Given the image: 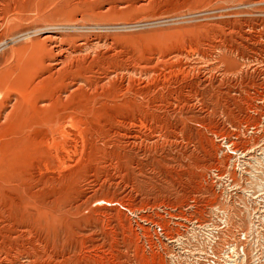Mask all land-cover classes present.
Instances as JSON below:
<instances>
[{
    "label": "rangeland",
    "instance_id": "374dc122",
    "mask_svg": "<svg viewBox=\"0 0 264 264\" xmlns=\"http://www.w3.org/2000/svg\"><path fill=\"white\" fill-rule=\"evenodd\" d=\"M177 1L139 23L98 16L118 0L1 17L0 264H213L210 234L223 264H264V0Z\"/></svg>",
    "mask_w": 264,
    "mask_h": 264
},
{
    "label": "bare ground",
    "instance_id": "6f19581e",
    "mask_svg": "<svg viewBox=\"0 0 264 264\" xmlns=\"http://www.w3.org/2000/svg\"><path fill=\"white\" fill-rule=\"evenodd\" d=\"M52 0H0V19L1 17H10V15H15L16 19L22 20L27 17V15L30 13L29 7L31 6H37L38 9H44V6L50 3ZM92 0H82L84 4L81 5L84 6L87 3L91 2ZM103 1V0H102ZM108 1V0H107ZM119 2L116 3L114 6L107 8L105 13L98 14L102 20L110 21L109 18L115 20L121 17H126V18H131L130 21H134L133 23H139L142 20L151 18V17H157V15H163L166 14L165 12H162V10L159 8L160 7V0H118ZM177 0H171V5L169 7H174V5L177 4ZM264 2V1H263ZM162 4V3H161ZM90 6V4H89ZM162 6H167L166 3H164ZM92 15L94 10L92 7H90ZM36 10V9H35ZM34 10V11H35ZM97 10V9H96ZM40 11V10H39ZM38 11V12H39ZM101 11V10H100ZM168 12V10H166ZM40 14V13H39ZM34 15V14H33ZM36 16V15H35ZM31 17V16H30ZM29 17V18H30ZM47 17V16H46ZM49 17V16H48ZM98 18V17H97ZM13 19V18H12ZM45 20V19H44ZM2 21V19H1ZM6 21V20H5ZM116 21V20H115ZM8 22V21H7ZM77 22V21H75ZM3 23V22H2ZM24 23V22H23ZM29 23V22H28ZM9 24V23H8ZM7 25V24H6ZM3 26V25H2ZM3 29V28H1ZM45 30V29H44ZM2 31V30H1ZM14 34V33H13ZM14 39V38H13ZM91 44V43H90ZM85 45L84 41L82 43L77 44L76 49L80 51L82 47ZM100 45V44H99ZM112 48V47H111ZM113 49V48H112ZM36 50V55L37 57L40 56L41 60L43 62V70L47 68H52L55 72L61 71L64 66L67 64L68 58L70 57V49L67 47L65 44V40H62L59 36L57 35H47L41 42H38V44L35 47ZM108 50V49H107ZM110 50V49H109ZM191 50V49H190ZM115 52V51H114ZM117 52V51H116ZM193 52V50H192ZM103 54V53H102ZM112 54V53H111ZM117 54V53H116ZM115 54V55H116ZM173 56V55H172ZM83 58V57H82ZM87 58V57H86ZM177 58V57H176ZM75 60V58L73 59ZM81 61V60H80ZM73 62V61H71ZM79 62V61H78ZM157 62V61H156ZM160 62V61H158ZM163 62V61H162ZM165 62V61H164ZM171 63V62H170ZM174 63V62H173ZM40 65V64H39ZM109 65V64H108ZM155 65V63H154ZM166 65V64H164ZM171 65V64H170ZM67 67V66H66ZM145 67V65H144ZM142 69V68H141ZM148 69V68H146ZM112 71V70H111ZM54 73V72H53ZM153 74V72H152ZM113 76V75H112ZM117 76V75H115ZM132 76V75H130ZM186 76V75H185ZM56 77V76H55ZM114 77V76H113ZM129 77V76H128ZM43 78V77H42ZM45 78V77H44ZM77 78V77H76ZM126 78V77H125ZM131 78V77H130ZM56 79V78H55ZM110 79V78H109ZM45 80V79H44ZM69 80V79H68ZM43 81V80H42ZM130 81V80H129ZM135 81V80H134ZM95 82V81H94ZM123 82V81H122ZM139 82V81H138ZM76 83V82H75ZM128 83V82H127ZM7 84V82H6ZM100 85V84H99ZM5 86V85H4ZM36 86V85H34ZM38 86V84H37ZM71 86V85H70ZM39 87V86H38ZM37 87V88H38ZM79 87V86H77ZM139 87V86H138ZM1 88V87H0ZM80 88V87H79ZM96 88V87H95ZM68 89V88H67ZM66 89V90H67ZM1 90V89H0ZM85 90V89H84ZM88 90V89H86ZM11 91V90H10ZM73 91V90H72ZM71 91V92H72ZM75 91V90H74ZM4 92V90H3ZM70 92V94H71ZM60 95V94H59ZM69 95V94H68ZM67 97H65L66 99ZM46 99V98H45ZM65 101V100H64ZM51 103V102H50ZM41 105V104H40ZM44 105V104H43ZM42 105V106H43ZM47 105V104H46ZM41 106V107H42ZM11 109V108H10ZM10 113V112H9ZM57 120V119H56ZM73 120V118H72ZM119 121V120H118ZM138 122V121H137ZM59 123V122H58ZM70 125V124H69ZM120 125V124H119ZM56 126V125H55ZM134 126V125H132ZM140 126V125H139ZM70 127V126H69ZM75 127V126H74ZM73 127V128H74ZM131 127V126H130ZM72 128V129H73ZM129 128V127H128ZM76 129V128H75ZM149 129V128H148ZM78 130V127H77ZM142 130V129H141ZM151 130V129H150ZM69 132V131H68ZM145 132V131H144ZM149 132V131H148ZM118 133V132H117ZM142 133V132H141ZM66 135V133H65ZM64 135V137H66ZM68 135V134H67ZM78 135V133H77ZM119 135V134H118ZM117 135V136H118ZM150 135V134H149ZM152 135V134H151ZM80 136V135H79ZM116 136V135H115ZM135 137V135L132 134H127L124 135L125 138H131ZM155 136V135H154ZM81 137V136H80ZM71 138V137H70ZM73 138V137H72ZM136 138V137H135ZM139 138V137H138ZM74 140V139H73ZM76 140V139H75ZM142 140V139H141ZM67 141V140H66ZM135 141V140H134ZM76 142V141H75ZM79 142V141H78ZM128 142V141H127ZM125 143V142H124ZM149 143V142H148ZM156 143V142H155ZM62 144V143H61ZM74 144V143H73ZM126 144V143H125ZM133 144V143H131ZM135 144V143H134ZM63 145V144H62ZM141 145V142H140ZM138 146V145H137ZM152 146V145H151ZM56 147V146H55ZM58 147V146H57ZM77 147V146H76ZM141 148V147H140ZM56 149V148H55ZM64 149V148H63ZM62 149V150H63ZM67 150V149H65ZM64 150V151H65ZM69 150V149H68ZM76 150V149H75ZM74 150V151H75ZM71 151V149H70ZM73 151V150H72ZM77 152V151H76ZM52 153V152H51ZM68 153V152H67ZM66 153V155H68ZM242 154V153H240ZM63 155V153H62ZM72 155V154H71ZM80 157V156H79ZM64 158V157H63ZM66 159V158H65ZM70 161V160H69ZM76 161V160H75ZM60 162V161H59ZM61 164V163H59ZM64 165V164H63ZM64 166H62L63 168ZM72 167V166H71ZM58 168V167H57ZM66 168V167H65ZM58 170V169H57ZM219 172L220 176L223 177L222 171L220 169L217 170ZM118 185V184H117ZM92 208V207H91ZM214 208V207H213ZM232 220V218H230ZM52 223H60V227H58L56 230V234L60 235H65L69 230L74 232V223L70 222L68 218L63 217L60 218L58 216H53L51 218ZM261 220V219H260ZM264 220V219H263ZM239 221V220H238ZM232 225H230L231 227ZM235 226V225H234ZM57 227V226H56ZM233 227V226H232ZM236 227V226H235ZM238 227V226H237ZM234 228V227H233ZM68 229V230H67ZM237 229V228H236ZM229 232H231V229H228ZM22 232V231H21ZM20 232V233H21ZM51 232V231H50ZM94 232V231H93ZM227 232V234L229 233ZM84 233V232H83ZM82 233V234H83ZM25 235V234H24ZM93 235V233H92ZM27 236V235H26ZM82 236V235H81ZM86 237V236H85ZM216 237V236H215ZM222 237V236H221ZM227 237L224 235L223 238ZM222 239V238H220ZM226 239V238H225ZM41 246V245H40ZM39 248V247H38ZM76 245H73L72 249H75ZM41 251V250H40ZM6 256V255H5ZM4 256V257H5ZM2 260V259H1ZM14 260V259H13ZM34 260V259H33ZM7 261V260H6ZM72 262V261H71ZM60 263V262H59Z\"/></svg>",
    "mask_w": 264,
    "mask_h": 264
},
{
    "label": "built area",
    "instance_id": "2783aa9c",
    "mask_svg": "<svg viewBox=\"0 0 264 264\" xmlns=\"http://www.w3.org/2000/svg\"><path fill=\"white\" fill-rule=\"evenodd\" d=\"M215 175H216V177L217 178H220L219 176V174L218 173H215ZM198 224V221H196V225ZM217 237V235H212V234H210V238L211 239H209V247H210V250H211V252L212 253H214L215 254V258H216V260H214L213 261V264H223L221 261H220V257L219 256H217L216 255V253H215V251H214V249H215V243L216 242H214V240H216V237ZM182 237L181 236H178V238L175 240V242H176V244L177 245H184V242L182 241V239H181ZM243 242V241H242ZM245 243V242H244ZM233 249H231V250H228L227 252H226V255H227V258H226V260L225 261H228V262H236V260L235 259H239L240 260V262L241 263H243V262H245L246 261V259L244 258V259H241V257H236V258H234L233 257V255L232 256H230V253H231V251H232ZM243 250V249H242ZM184 251V250H183ZM183 251H180V256H184V255H182L181 254V252H183ZM240 252H238L237 254H239ZM186 254V257L185 258H189V259H191L192 261H195L196 263H200L199 262V258L200 257H202V258H205V259H207V257H205L204 255L206 254V253H204V254H201L200 252H197L196 253V251H190V252H186L185 253ZM243 256H245V254H246V252H244V253H241ZM192 256H196V257H192ZM204 256V257H203ZM192 257V258H191Z\"/></svg>",
    "mask_w": 264,
    "mask_h": 264
}]
</instances>
